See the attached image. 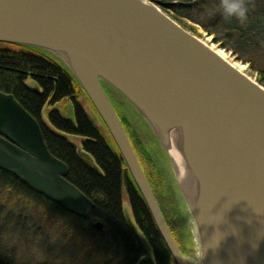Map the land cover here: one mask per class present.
Masks as SVG:
<instances>
[{
  "label": "water",
  "instance_id": "water-1",
  "mask_svg": "<svg viewBox=\"0 0 264 264\" xmlns=\"http://www.w3.org/2000/svg\"><path fill=\"white\" fill-rule=\"evenodd\" d=\"M0 43L46 51L72 73L119 150L174 264H264L261 84L151 0H0ZM109 94L139 113L174 170L169 152L177 151L185 174L180 185L175 171L177 188L196 228L198 260L184 256L172 237ZM79 155L97 170L87 154ZM0 170L79 218L94 208L68 181V166L49 152L36 120L1 92ZM125 220L136 247L153 264L126 213Z\"/></svg>",
  "mask_w": 264,
  "mask_h": 264
},
{
  "label": "trees",
  "instance_id": "trees-1",
  "mask_svg": "<svg viewBox=\"0 0 264 264\" xmlns=\"http://www.w3.org/2000/svg\"><path fill=\"white\" fill-rule=\"evenodd\" d=\"M151 1L159 2L162 8L164 6L162 1L174 0ZM178 1L180 4L167 7L177 14L172 18L193 34H196L194 28L183 23L182 18L200 25L208 35L213 36L214 43L220 44L238 61L249 64L252 70L259 71L260 78L256 81L264 87V66L260 62L264 57V0L257 3L246 2L249 13L243 22L234 17L225 18L220 7L217 10L212 8L211 13L204 6L201 7L202 3L211 0ZM214 2L216 6L220 5V0ZM26 78L36 81L42 90L36 93L34 89L38 86L35 84L33 87L29 85L25 87ZM81 91L78 82L65 67L58 61L48 59L40 50L0 43V92L12 95L34 119H38L42 106L46 103L56 104L63 100L73 102L72 118H66L57 109L48 112L49 126L43 125L42 134L49 152L68 166V181L94 203V208L89 217L79 218L32 192L16 177L2 170L0 200L10 193L11 188H23L36 200L47 203L74 220L76 228L85 226L96 241L107 242L114 248L122 247L121 259H126L127 264H134L132 261L137 259L140 253L124 220L121 204L124 193L137 225L153 249L156 263L170 264L172 258L166 245L107 128L96 111L95 118L88 119L82 106L74 101L77 100L78 94L81 95ZM87 101L90 103L88 99ZM98 122L102 127L97 126ZM122 124L125 128L123 121ZM70 137L83 138L81 148L92 159L96 171L81 161L76 144H73ZM98 222L102 225L101 229L95 228Z\"/></svg>",
  "mask_w": 264,
  "mask_h": 264
},
{
  "label": "rangeland",
  "instance_id": "rangeland-1",
  "mask_svg": "<svg viewBox=\"0 0 264 264\" xmlns=\"http://www.w3.org/2000/svg\"><path fill=\"white\" fill-rule=\"evenodd\" d=\"M259 1L260 0H246V2H250V3H257ZM162 2L164 3L162 9L166 11L168 15H170L171 17L177 16L175 12H173L171 9H168L167 7L173 4L174 5L180 4L178 0L162 1ZM203 6L210 13L212 12V8H215V10L219 8V5L218 6L215 5L214 0L207 1L206 3H202L201 7ZM182 21L187 26L194 28L198 36L196 34L194 35L205 41L207 44H210L213 49H216L223 57H225V59L233 63L234 66L237 67L239 70L246 73V75H248L254 80L260 78L259 71L252 70L249 64H245L238 61L234 55L232 56V54L229 51L224 50L220 44L214 43L213 36L208 35L200 25L194 24L192 21L188 20L187 18H182ZM40 53L46 54L48 56V59L50 60L52 59L55 62L58 61L59 63H61L74 78V76L68 70V68L62 63V61L59 60L60 59L59 57L42 50H40ZM260 62L261 65L264 66V57H262V60H260ZM238 65L240 66L238 67ZM255 66L257 67L258 65L255 64ZM27 84L32 87L34 86L30 78L27 79ZM35 88L36 90L38 89L36 86ZM82 91H81V95L78 94L77 100L74 99V101H76V103H79L82 106L83 110L87 115V118L93 120L95 118V114H94L95 110H93L94 108H92L90 103L87 101L88 98L84 92L82 93ZM109 96L112 100L115 110L120 115V118L123 121L125 128L127 129L129 138L131 139L136 151L139 154L141 153L143 155L142 157L145 159L147 164H149L150 167H152L156 173V174L153 173L151 169L150 174H148V179L149 181L151 179L152 183H155V184H151L153 187L152 189L155 193V196L160 205L163 216L166 220L168 227L170 228V232L178 248L189 259L191 258L192 260H198L199 254H197L198 249H197V240H196V228L194 226L192 217L188 209L186 208L183 197L177 188L176 173L175 170L172 168L166 153L162 149L156 137L151 132L148 124L143 120V118L139 115V113L135 111L134 108H132L127 102L120 99L118 96L113 97L110 94ZM72 103H73L72 101L63 100L56 104H48L44 106L43 120L47 121L46 114L47 112H50L53 109H57L66 118H72V114H73V108L71 106ZM97 124H98L97 126H100L99 122ZM46 125H48V123H46ZM100 127H102V125ZM70 140L73 142V144H76L75 146L78 153L84 152L81 148V142L83 139H81L80 137L78 138L70 137ZM86 157L87 159H90V161L92 162L90 156L88 157L87 155ZM153 177H155V180ZM13 197H17V198L31 197L34 200H36L31 194L27 193L23 188H19V187L11 188L10 193L7 194L4 199L10 200ZM36 201L39 204H43L46 207V211L48 213L49 219L63 218L68 224L72 225L78 231V233L90 239L93 242L96 249L102 251L106 255L107 259L105 260V264H127L126 259L123 260L121 259V253L123 251L122 247L114 248L107 242L96 241L91 237V234L88 232L85 226L83 227L77 226L76 228L74 225V220L64 216L63 214L55 210L47 203H44L39 200ZM121 204H122V210H124L123 212H125L133 222L132 210L128 203L127 196L124 193H122ZM3 207L4 205L0 203V210H2ZM134 225L137 232L143 237L144 234L142 235L143 232L141 231L137 223L136 224L134 223ZM141 257H143V254ZM0 264H9V262L7 260H0ZM170 264H174L173 259H171Z\"/></svg>",
  "mask_w": 264,
  "mask_h": 264
},
{
  "label": "clouds",
  "instance_id": "clouds-1",
  "mask_svg": "<svg viewBox=\"0 0 264 264\" xmlns=\"http://www.w3.org/2000/svg\"><path fill=\"white\" fill-rule=\"evenodd\" d=\"M225 18H248L246 0H220ZM0 260L9 264H105L106 255L31 197L0 200Z\"/></svg>",
  "mask_w": 264,
  "mask_h": 264
},
{
  "label": "bare ground",
  "instance_id": "bare-ground-1",
  "mask_svg": "<svg viewBox=\"0 0 264 264\" xmlns=\"http://www.w3.org/2000/svg\"><path fill=\"white\" fill-rule=\"evenodd\" d=\"M240 65H238V67H239ZM126 131H127V129H126ZM125 131V132H126ZM128 136V135H127ZM129 138V137H128ZM129 141H130V143H131V146H132V148H133V150H134V152H135V155H136V157H137V160H138V162H139V164H140V166L142 167V169H143V171H144V174H145V176H146V178L148 179V174H150V170L152 169L151 167H150V165L149 164H147V162L145 161V159L142 157L143 155L141 154H139L137 151H136V149H135V147H134V145H133V143H132V141H131V139L129 138ZM169 154H170V156H171V158H172V160H173V163H174V165H175V171L177 172V174H178V182L180 183V185H182V183H183V176H185V174H184V172L182 171V166H181V162H180V157H179V155H178V153H177V151L176 150H174V149H172L170 152H169ZM153 173H154V171H153ZM150 177V176H149ZM154 178V180H155V177H153ZM148 181H149V179H148ZM150 184H155V183H152V181H151V179H150ZM45 198V197H44ZM73 215V214H72Z\"/></svg>",
  "mask_w": 264,
  "mask_h": 264
},
{
  "label": "flooded vegetation",
  "instance_id": "flooded-vegetation-1",
  "mask_svg": "<svg viewBox=\"0 0 264 264\" xmlns=\"http://www.w3.org/2000/svg\"><path fill=\"white\" fill-rule=\"evenodd\" d=\"M27 79H28V78H26L25 81H24V86H25V87L28 86V84H27ZM30 80L32 81L33 84H35V85H37V86L39 87V88L37 87V88H38V91H41V90H42L41 87H40V85H39L36 81H33L32 79H30ZM29 86H30V85H29ZM34 90H35L36 93L38 92V91L36 90V88H35ZM1 93H2V92H1ZM4 94H6V93H4ZM46 105H48V104H44V105L42 106V109H41V111H40V115H39L38 119H35L36 122L38 123L40 129H41V133H43V132H42V127H43V125H46V124H45V120H43V119H44V116H43V108H44V106H46ZM47 114H48V112H47ZM47 114H46V118H47V121H46V122H48V116H47ZM42 135H43V134H42ZM71 143H72V142H71ZM123 211H124V210H123ZM132 215H133V214H132ZM123 216H124V220H125V212H123ZM133 222L136 224V221H135L134 217H133ZM125 223H126V226H127V222H126V220H125ZM127 230H128V232L130 233L128 227H127ZM130 235H131V233H130ZM142 235H143V233H142ZM131 237H132V239H133V241H134V238H133L132 235H131ZM143 239H144V241L146 242V244H147L148 247H149L150 255L152 256V263H153V264H157V263H156V260H155V258H154L153 249H152V247H151L149 241L146 239L145 235H143ZM134 242H135V241H134ZM135 246H136V244H135ZM139 253H140V251H139ZM140 254H141V253H140ZM141 256H142V254L139 255L140 258L138 257L137 259H135L134 261H132V263H134V264H150V263L146 260V258L144 257V255H143V257H141Z\"/></svg>",
  "mask_w": 264,
  "mask_h": 264
}]
</instances>
